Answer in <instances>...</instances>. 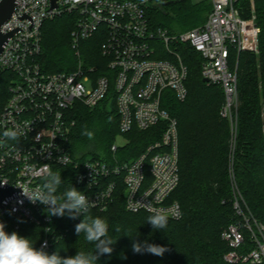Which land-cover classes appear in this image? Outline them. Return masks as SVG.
Listing matches in <instances>:
<instances>
[{
    "label": "built area",
    "instance_id": "2783aa9c",
    "mask_svg": "<svg viewBox=\"0 0 264 264\" xmlns=\"http://www.w3.org/2000/svg\"><path fill=\"white\" fill-rule=\"evenodd\" d=\"M173 1L180 0H57L55 7L52 0H17L11 18L1 27L2 33H13L0 56V76L10 75L7 99L0 95V181L7 182L0 186L17 190L0 209L7 233L19 234L22 220L42 226L44 239L36 249L55 253L63 232L55 229L47 206L31 203L19 187H39L48 171L67 166L73 167L76 189L94 203L90 210L106 211L120 193L127 212L166 209L170 219H182L180 203L170 201L180 184L178 121L163 106L167 91L181 102L188 97V68L176 49L186 45L200 54L201 76L222 88L226 100L221 116L233 126L239 57L235 68L231 58L258 52L261 29L254 9L245 17L239 0H208L212 9L206 23L186 32L153 26L148 5ZM64 15L75 16L71 47L80 65L71 72L48 73L39 60L43 26ZM98 34L103 35L105 63L84 68L81 44ZM103 103L117 110L124 143L114 142L111 160L81 161L68 147L74 127L71 112L76 105L95 109ZM159 125L160 140L140 156L120 161L117 153L127 145L125 135ZM7 130L18 131V141L6 140ZM237 192L235 220L222 233L229 248L224 260L264 264V224Z\"/></svg>",
    "mask_w": 264,
    "mask_h": 264
},
{
    "label": "trees",
    "instance_id": "16d2710c",
    "mask_svg": "<svg viewBox=\"0 0 264 264\" xmlns=\"http://www.w3.org/2000/svg\"><path fill=\"white\" fill-rule=\"evenodd\" d=\"M238 7L245 17H251L254 9L261 33L257 53H236L231 58V67L235 68L239 57L238 109L233 126L221 116L225 104L222 88L203 81L200 54L186 45L176 49L188 68V97L181 102L173 92L167 91L163 106L178 121L180 184L170 201L180 203L182 219L169 218L166 229H153L147 223L152 214L127 212L123 196L117 193L106 211H89L90 216L108 221L109 235L115 243L113 252L100 256L97 264H228L224 255L229 248L222 233L235 220V200L228 171L230 157L235 183L245 205L264 224V0H239ZM211 9L208 0L199 4L180 0L163 9H149L148 14L153 26L181 33L202 27ZM74 29L75 16L71 15L44 24L39 60L46 72H71L80 65L73 59L71 34ZM101 41L92 38L82 42L81 64L84 68L105 63ZM95 56L100 63L90 62ZM9 76H0V84H4L0 95L4 101ZM71 118L74 127L68 147L73 156L81 161L88 156L111 160V147L120 133L115 107L111 109L106 103L95 109L76 105ZM232 128L236 129V138L231 147ZM85 131L92 133L91 139L83 134ZM162 132L163 126L159 125L148 131L134 130L125 135L127 145L117 153L120 161L140 156L149 145L161 139ZM55 172H60L64 181L60 192L71 185L76 188L73 167H56ZM53 218L55 229L63 232V237L55 244V253L66 258L75 256L78 251L94 250L83 234L80 236L75 232V225L83 216ZM117 225L121 227L120 232L114 230ZM19 235L30 238L37 248L44 239V228L22 220ZM133 240L161 245L168 251L162 257L137 254L132 251Z\"/></svg>",
    "mask_w": 264,
    "mask_h": 264
},
{
    "label": "clouds",
    "instance_id": "9594fccd",
    "mask_svg": "<svg viewBox=\"0 0 264 264\" xmlns=\"http://www.w3.org/2000/svg\"><path fill=\"white\" fill-rule=\"evenodd\" d=\"M89 139L92 133L85 131L83 133ZM20 133L16 130H7L3 132L6 140L18 141ZM67 159L66 157L64 158ZM4 184L7 182L0 181ZM64 181L60 172L48 171L43 184L36 188L19 187L22 195L31 203L39 202L46 205V212L50 216L63 217L67 215L71 219L83 215L80 223L75 225V232L94 246L91 252L78 251L75 256L61 257L59 252L47 254L42 249L34 247L30 238L20 236L16 232L11 234L5 231V225L0 222V264H97L100 256L110 255L113 252V238L109 235V223L106 219L89 215V210L94 206L88 197L81 191L71 187L60 192V186ZM23 201H20L22 203ZM152 215L148 216L147 223L153 229H166L169 222L168 210L149 208ZM116 232L121 231L119 225L115 226ZM46 246V245H45ZM132 251L137 254L149 253L162 257L168 249L157 244H149L146 241L141 243L133 240Z\"/></svg>",
    "mask_w": 264,
    "mask_h": 264
},
{
    "label": "water",
    "instance_id": "95a60500",
    "mask_svg": "<svg viewBox=\"0 0 264 264\" xmlns=\"http://www.w3.org/2000/svg\"><path fill=\"white\" fill-rule=\"evenodd\" d=\"M57 0H52L53 7L56 6ZM17 0H2L0 2V56L3 52L4 46L8 42L9 38L12 37L13 33L11 34H4L1 32V27L3 24L9 20L14 12V9L16 7ZM178 1H173L169 3H165L164 5H148L150 9H163L164 6L169 4H174ZM204 82H207L206 80H203ZM17 190L15 188H2L0 186V209L4 206V202L15 195Z\"/></svg>",
    "mask_w": 264,
    "mask_h": 264
},
{
    "label": "rangeland",
    "instance_id": "374dc122",
    "mask_svg": "<svg viewBox=\"0 0 264 264\" xmlns=\"http://www.w3.org/2000/svg\"><path fill=\"white\" fill-rule=\"evenodd\" d=\"M192 2H194L195 4H199V3H202V2H206L207 0H191ZM96 39H103V35L102 34H98L96 35V37H94ZM102 42V41H101ZM257 53V52H256ZM73 59H74V62L76 61V64L78 65V60L77 58L75 57V55L73 54ZM85 59V58H83ZM86 62V60H83ZM90 62H94V63H100V59L97 58L96 56L94 57L93 61H90ZM225 98V97H224ZM226 100V99H225ZM225 103V101H224ZM237 107L236 109L234 108L233 109V113H234V118L236 119L237 118V109H238V103H236ZM235 138H236V129L235 128H232V131H231V141H230V146L232 147L234 142H235ZM116 143L118 145H123L124 143V140L122 139L121 136H118L117 139H116ZM87 158L91 159L92 157L91 156H88ZM228 171H229V174L231 175V188H232V192L234 194V200H236L238 197H239V194H238V188H237V185L235 183V177H234V173H233V169L231 168V157H230V163H229V166H228Z\"/></svg>",
    "mask_w": 264,
    "mask_h": 264
}]
</instances>
